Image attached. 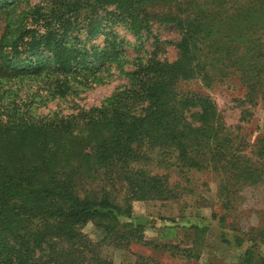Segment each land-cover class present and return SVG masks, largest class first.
Segmentation results:
<instances>
[{
	"label": "trees",
	"instance_id": "obj_1",
	"mask_svg": "<svg viewBox=\"0 0 264 264\" xmlns=\"http://www.w3.org/2000/svg\"><path fill=\"white\" fill-rule=\"evenodd\" d=\"M19 1L0 0V80L61 75L53 89L62 94L68 80H86L113 60V40L100 50L75 45L72 34L79 20L90 24L89 38L101 34L102 21L111 17L124 21L133 34L150 20L170 24L178 40L174 61L151 57L130 74L133 94L147 103L142 117L123 120L116 111L92 109L81 135L14 113L0 119V253L7 256L5 264H111L82 232L87 223L115 247L140 241L141 226L118 225L116 218L129 215L131 198L164 193L160 178L129 166L142 138H162L182 156L196 150L205 164L220 167L225 179L257 181L260 172L230 147L212 102L183 84L206 79L207 67L222 73L230 66L240 71L259 63L262 70L264 53L250 39L264 29V0H39L13 15ZM112 183L125 185L120 201L105 189ZM90 184L103 185L85 187ZM133 264L158 263L136 256Z\"/></svg>",
	"mask_w": 264,
	"mask_h": 264
},
{
	"label": "rangeland",
	"instance_id": "obj_2",
	"mask_svg": "<svg viewBox=\"0 0 264 264\" xmlns=\"http://www.w3.org/2000/svg\"><path fill=\"white\" fill-rule=\"evenodd\" d=\"M38 2L21 0L12 13ZM110 10L112 7L105 9ZM98 14L96 20L101 22L104 12ZM105 20L103 32L91 38L86 35L90 24L79 20L72 36L77 38L75 45L98 50L113 40V60L95 65L98 70L86 80H68L62 94L53 89L62 81L61 75L0 80V119L14 113L22 120L63 125L73 135H81L92 109L116 111L123 120L142 117L147 103L133 94L136 86L130 74L151 57L164 63L174 61L177 31L170 24L150 20L146 28L133 34L124 21ZM2 27L0 18V33ZM251 38L256 49L264 53V29ZM258 65L240 71L230 66L222 73L207 67L206 79L195 77L183 84L190 93L212 102L218 127L225 130L230 147L256 166L260 172L257 181L225 179L220 167L205 164L196 150L182 156L162 138L156 142L142 138L135 144L136 158L129 166L145 176L160 178L164 193L131 198L129 215L116 218L118 225L141 226V240L130 239L126 246L115 247L92 223L82 228L111 264H133L136 256L158 264H260L264 260V99L260 98L264 95V66L260 70ZM257 78L260 80L255 82ZM101 185L85 187L95 190ZM110 187L105 189L113 190L112 195L120 201L125 185L112 183ZM5 259L7 256L0 253V264H5Z\"/></svg>",
	"mask_w": 264,
	"mask_h": 264
}]
</instances>
